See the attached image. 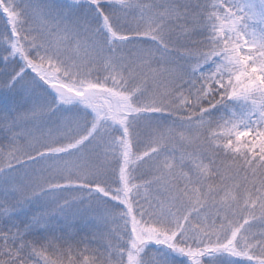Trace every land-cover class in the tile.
Instances as JSON below:
<instances>
[{
    "label": "snow or ice",
    "instance_id": "obj_1",
    "mask_svg": "<svg viewBox=\"0 0 264 264\" xmlns=\"http://www.w3.org/2000/svg\"><path fill=\"white\" fill-rule=\"evenodd\" d=\"M0 15V222L49 204L0 223V264H264V0ZM73 205L90 234L48 233Z\"/></svg>",
    "mask_w": 264,
    "mask_h": 264
},
{
    "label": "trees",
    "instance_id": "obj_2",
    "mask_svg": "<svg viewBox=\"0 0 264 264\" xmlns=\"http://www.w3.org/2000/svg\"><path fill=\"white\" fill-rule=\"evenodd\" d=\"M216 111L218 110H214V112ZM5 142L6 141L3 137V134L0 133V144H3ZM69 209L70 211H67L62 218H57V215L49 218L47 232L55 233L57 235H63L66 231V224L69 221H72V227L79 234V236L83 237L85 235H89L90 231L94 228V224L90 219H88L87 211L80 209L76 205H73L72 208H69ZM71 210H73V212H76L77 214H73ZM25 211L27 212H24V210L18 209L16 212L12 213L8 219L0 223H2L4 226L19 225L23 227V225L28 222L30 217L33 214H35V211L32 210L31 208ZM73 217H76L74 221L72 220ZM44 234H45V230L37 229L35 231L27 233L26 235L29 238H40Z\"/></svg>",
    "mask_w": 264,
    "mask_h": 264
},
{
    "label": "rangeland",
    "instance_id": "obj_3",
    "mask_svg": "<svg viewBox=\"0 0 264 264\" xmlns=\"http://www.w3.org/2000/svg\"><path fill=\"white\" fill-rule=\"evenodd\" d=\"M68 2H69V0H32V3L37 5V6H43V7L52 8V9L63 8L68 4ZM4 27H5L4 18L2 17V15H0V32H2L4 30ZM245 50H247V46H245ZM11 107H12V105H5L4 102L0 101V112L7 111ZM177 154H178V152H177ZM3 197H4V193H3L2 189H0V198H3ZM48 205H49L48 202L45 201L42 197H36L32 201L28 202L26 206L21 207L19 209L24 210V212H27L25 210H28L31 208L32 210L35 211V213H38V212H41ZM67 211H70V209H67L65 211V213ZM71 212L73 214H77L76 212H73V210H71ZM64 214L63 215L58 214L57 218H62L64 216ZM87 217H88V213H87ZM174 259L183 260L184 258L183 257H174ZM234 264H243V262L242 261H235Z\"/></svg>",
    "mask_w": 264,
    "mask_h": 264
}]
</instances>
